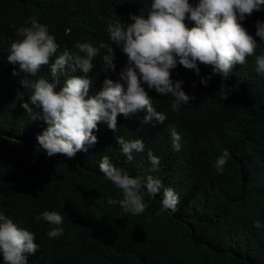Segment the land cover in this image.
I'll list each match as a JSON object with an SVG mask.
<instances>
[{"label": "trees", "instance_id": "trees-1", "mask_svg": "<svg viewBox=\"0 0 264 264\" xmlns=\"http://www.w3.org/2000/svg\"><path fill=\"white\" fill-rule=\"evenodd\" d=\"M195 5L198 0H189ZM151 0H0V211L21 228L35 233L39 250L27 256V264H264V76L255 71V56L233 68L227 78L212 75L211 67L199 65L200 74L177 64L173 82L191 99L178 112L171 109L170 95L148 90L157 113L167 119L144 122L146 110L127 118L117 117V129L103 122L93 134L98 142L86 146L74 158L48 157L37 136L47 125L33 120L21 107L30 103L33 89L22 81L41 77L54 82L50 65L36 77L8 62L11 44L21 39L17 29L35 17L46 25L64 51L78 53L76 43L98 47L108 42L106 25L116 19L125 26L141 15ZM144 18H147L146 12ZM257 22L264 23V8L242 21L257 41L256 55L264 53V41L256 36ZM189 28L194 23L185 21ZM115 69L104 71L100 56L92 60L88 74L89 95L102 89L105 79L127 84L120 73L127 57L116 45ZM103 53V50H101ZM52 58V62L55 60ZM17 75H13V72ZM83 75L82 72L69 73ZM211 76L207 86L202 78ZM67 76L57 77L56 92ZM226 97V98H225ZM172 125L180 135V151L172 147ZM143 140V153L133 161L122 155L116 137ZM227 149L230 159L223 174L214 168L216 158ZM160 158L159 171L152 173L148 151ZM103 156L129 175H153L179 196L176 213L157 214L161 194L145 197L146 211L125 214L108 200L122 193L99 171ZM56 211L63 217V235L50 239L51 225L35 217ZM259 221L261 227H254ZM0 264H3L0 258Z\"/></svg>", "mask_w": 264, "mask_h": 264}, {"label": "clouds", "instance_id": "clouds-1", "mask_svg": "<svg viewBox=\"0 0 264 264\" xmlns=\"http://www.w3.org/2000/svg\"><path fill=\"white\" fill-rule=\"evenodd\" d=\"M264 8V0H198L193 5L189 0H151L148 8H141V15H132L134 21L126 28L118 19L106 25L108 42L99 46L91 43H76L78 53L64 51L56 56L58 44L46 25L35 17L25 20V25L17 29L21 39L11 44L8 62L19 65V69L36 77L40 69L50 65L49 79L39 78L22 83L33 89L30 103L21 107L33 120L40 119L46 125L42 134L37 136L39 147L48 157L62 155L72 159L78 152L87 151L98 140L93 134L98 124L103 122L113 132L117 129V117L145 111L144 122L155 119L163 123L167 117L157 113L148 90H154L161 96L170 95L171 109L178 112L182 105H188L191 99L181 90L183 81L173 82L172 70L177 64L187 70L200 74L199 65L211 67L212 75L227 78L234 67L244 65L247 57L255 56V71L264 76V53L256 55L257 41L248 34L242 21ZM146 12L147 18H144ZM194 23L189 28L185 21ZM256 36L264 41V23L257 22ZM116 45L127 57V63L120 73L127 89L119 82L105 79L102 89L89 95L92 80L88 74L93 69L92 60L100 56L104 71L114 70L115 52L111 45ZM103 50V53L102 51ZM56 57L54 62L52 58ZM82 72L83 75L69 73ZM67 76L61 91L56 92L57 77ZM13 75H17L14 71ZM211 76L202 78L200 83L207 86ZM226 98V97H225ZM171 129L172 147L180 151V135L175 127ZM127 162L133 161V153H143L145 144L141 139L126 141L117 136ZM150 161L149 171H159L160 158L151 150L147 153ZM230 159L227 149L216 158L214 168L217 174H223L224 167ZM99 171L122 193L120 199H109L110 205H119L125 214L142 215L148 204L145 197L155 198L161 194L160 209L157 213H176L179 196L171 187H164L162 181L148 175L146 178L133 177L114 166L108 156H103ZM51 225L47 232L50 239L63 235V217L56 211H44L35 218ZM254 227H261L259 221ZM35 233L19 227L5 212L0 211V258L3 264H27V256L34 255L39 245L34 243Z\"/></svg>", "mask_w": 264, "mask_h": 264}]
</instances>
